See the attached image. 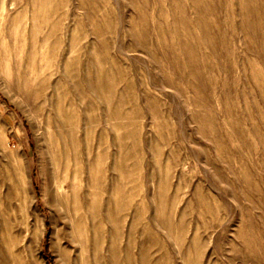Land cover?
Listing matches in <instances>:
<instances>
[{
  "label": "rangeland",
  "instance_id": "obj_1",
  "mask_svg": "<svg viewBox=\"0 0 264 264\" xmlns=\"http://www.w3.org/2000/svg\"><path fill=\"white\" fill-rule=\"evenodd\" d=\"M0 264H264V0H0Z\"/></svg>",
  "mask_w": 264,
  "mask_h": 264
}]
</instances>
